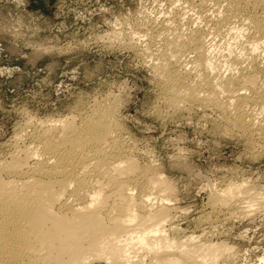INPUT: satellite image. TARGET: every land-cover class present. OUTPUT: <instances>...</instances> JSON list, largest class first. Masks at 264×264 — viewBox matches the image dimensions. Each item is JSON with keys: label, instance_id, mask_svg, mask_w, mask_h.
Segmentation results:
<instances>
[{"label": "bare ground", "instance_id": "obj_1", "mask_svg": "<svg viewBox=\"0 0 264 264\" xmlns=\"http://www.w3.org/2000/svg\"><path fill=\"white\" fill-rule=\"evenodd\" d=\"M200 1V9L214 4L211 13L200 10L201 22H187L182 32L179 24L180 33L164 38L155 66L162 93L179 110L188 104L220 110L228 131L264 145V60L257 56L264 51V0ZM92 105L15 136L16 149L0 163V264H230L228 245L214 243L210 233L170 237L172 184L125 146L117 102ZM231 185L210 194L212 208L222 207L216 217L241 213L240 203L250 198L240 202L251 189ZM249 203L252 211L258 201ZM222 209L229 211L218 215Z\"/></svg>", "mask_w": 264, "mask_h": 264}, {"label": "rangeland", "instance_id": "obj_2", "mask_svg": "<svg viewBox=\"0 0 264 264\" xmlns=\"http://www.w3.org/2000/svg\"><path fill=\"white\" fill-rule=\"evenodd\" d=\"M200 3L0 0V163L10 159L16 137L32 133L38 124L46 127L80 116L95 101L117 102L125 146L136 152L143 168L162 174L175 191L174 217L166 230H176L170 237L210 233L214 243L228 245L232 264H264V207L257 209L264 202L263 143L228 131L226 115L216 108L170 106L155 70L164 55V38L184 31L187 22L200 21V10L211 13L213 3L205 1L201 9ZM257 56L264 60V51ZM240 183L251 195L241 192L248 196L241 195L245 198L239 201H258L254 211L247 201L245 206L240 203L242 214L222 209L218 215L229 214L216 217L215 210L222 207L218 203L212 208L210 194ZM256 194L255 202L251 196Z\"/></svg>", "mask_w": 264, "mask_h": 264}]
</instances>
